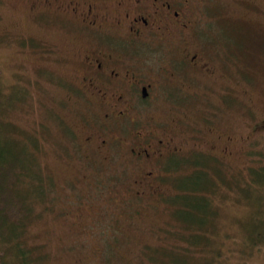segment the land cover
<instances>
[{"label":"rangeland","instance_id":"obj_1","mask_svg":"<svg viewBox=\"0 0 264 264\" xmlns=\"http://www.w3.org/2000/svg\"><path fill=\"white\" fill-rule=\"evenodd\" d=\"M28 2L0 0V78L8 93L0 119L17 140L32 139L36 167L47 178L49 208L35 226L36 239L47 240L42 264H264V137L250 148L235 134L232 148L245 150L225 163L196 151L170 158L178 163L167 165L162 196L137 204L138 214L130 207L129 215L109 197L128 184L121 160L84 157L88 129L82 122L90 113L68 109L62 79L73 77L74 63L57 52L68 55L80 39L55 16L47 21L28 14ZM220 2V17L210 18L225 29L227 74L241 84L234 86L241 91L234 106L217 118L228 128L238 125L239 113L264 117V0ZM48 45L57 52L47 54ZM154 112L166 116L163 108ZM183 115L202 121L201 113ZM202 159L212 181L211 216L204 200L189 198L185 189L206 183L204 175L185 177Z\"/></svg>","mask_w":264,"mask_h":264},{"label":"flooded vegetation","instance_id":"obj_2","mask_svg":"<svg viewBox=\"0 0 264 264\" xmlns=\"http://www.w3.org/2000/svg\"><path fill=\"white\" fill-rule=\"evenodd\" d=\"M28 1V14L55 16L80 39L68 55L44 49L74 63L62 86L70 111L90 113L82 122L84 157L121 160L128 184L109 197L128 202L134 214L162 192L169 158L196 151L225 163L245 150L232 148L235 134L250 148L264 137V117L239 113L238 125L228 128L217 119L241 93L227 74L224 28L210 18L220 17V0ZM193 111L201 122L183 115Z\"/></svg>","mask_w":264,"mask_h":264},{"label":"trees","instance_id":"obj_3","mask_svg":"<svg viewBox=\"0 0 264 264\" xmlns=\"http://www.w3.org/2000/svg\"><path fill=\"white\" fill-rule=\"evenodd\" d=\"M7 98L8 93H4L0 78V111L2 102L7 101ZM32 145L34 143L31 138L17 140L15 134L0 119V264H42L44 262H41V259L45 255L43 248L47 245V240L36 239L37 236L41 238V234L38 229L35 230V226L49 208L47 184L45 183L47 178L36 167ZM177 163L178 161L175 163L168 161L169 165ZM206 169L208 168H206L205 159H202L195 165L192 173L185 177L187 179L194 176L197 178L198 174L206 176ZM205 178V184L198 187L188 185L185 189L189 198L200 197L204 200L203 206L206 205V213L208 212L207 215L211 216L212 212L210 213L207 204H209L208 195H210L208 191H212L208 189L212 181L207 176ZM163 190L164 186L162 192ZM121 207L123 210L130 211L129 215L134 213L129 203H121ZM183 217L188 218L189 216L184 215ZM118 221L119 217H115L112 219V224ZM210 222H212L211 218ZM112 235L114 238L117 237L116 233ZM111 247L113 249V246Z\"/></svg>","mask_w":264,"mask_h":264}]
</instances>
